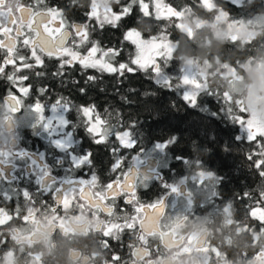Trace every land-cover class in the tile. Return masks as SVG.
Returning <instances> with one entry per match:
<instances>
[{
	"label": "trees",
	"instance_id": "trees-1",
	"mask_svg": "<svg viewBox=\"0 0 264 264\" xmlns=\"http://www.w3.org/2000/svg\"><path fill=\"white\" fill-rule=\"evenodd\" d=\"M47 1L31 0V3L38 8L54 3L64 8L69 21L87 18L93 3V0ZM155 2L111 0L113 9L122 13L117 23L101 28L95 19L90 22L94 24V41L101 48L119 50L120 54L112 61L114 65L130 63L135 56L136 46L125 39L130 30L139 31L144 38L165 37L173 43L171 57L157 62L165 81L157 79L153 69L134 68L133 72L120 75L84 69L78 63L61 68L62 62L54 59L23 68L21 77L32 84L31 97L47 102L60 100L68 105L70 128L76 139L72 152L80 159L90 155L87 163L80 166L82 171L89 170V162L98 168L106 166L112 150L110 141L94 142L86 127L88 118L80 110L91 107L115 132H129L137 148L149 152L160 146L164 168H176L191 175L204 174L205 170L216 173L215 183L207 181V191L212 195L202 202L203 209L201 202H196L194 215L220 209L232 200L238 215L249 221L244 227L259 232L264 228V195L259 192L264 183V137L252 140L242 134L239 118L246 114L241 109L234 111L232 101H227L219 89L206 85L199 90L194 103L186 100L181 87L183 68L174 53L176 41L185 33L181 26L185 10L196 7L199 0H159L162 8L170 10V15L164 16L157 14ZM227 2L233 14L243 15L242 3ZM141 3L147 7L142 8ZM125 8H129L126 15ZM187 34L192 33L187 30ZM70 158L69 154L64 155L65 161ZM201 190L196 188L197 195ZM252 248L256 253L264 252V246L256 239L247 250Z\"/></svg>",
	"mask_w": 264,
	"mask_h": 264
},
{
	"label": "flooded vegetation",
	"instance_id": "flooded-vegetation-1",
	"mask_svg": "<svg viewBox=\"0 0 264 264\" xmlns=\"http://www.w3.org/2000/svg\"><path fill=\"white\" fill-rule=\"evenodd\" d=\"M23 4L32 5L31 0ZM50 8L58 10L62 15L55 20L47 19L43 21V24L55 30L61 27V20H63L64 28L61 31L67 29L70 32H74V29L69 27L70 25H88V42L85 45H79L78 37H70L67 46L71 47L72 39H75L79 45L77 49L81 51L85 46L92 47V42H95L94 24L90 22L92 18L90 15L81 21H69L64 8L54 3L41 8L34 6V11L46 12ZM32 22L35 26L36 20L33 19ZM25 23H27V17ZM24 33L25 36H34V33L30 34L27 27L24 28ZM11 35H15V27ZM58 35L59 33L54 32V39ZM0 40L7 43V38L2 32H0ZM21 40L22 37L17 38V52L26 57L27 63L36 65L35 59L31 57V48H24ZM37 54L41 56L43 63L46 59L62 62L67 58L49 57L46 53L39 51ZM6 56V49H0V67L4 68V72L0 73V225H7L9 222L28 224L34 221L40 212L50 210L55 213L59 221L58 230L67 231V224L64 220L67 211L75 209L78 213L88 210L98 222L111 264H133L137 250L143 253L140 257L141 261H146L148 257L159 253L161 247L158 245L167 231L163 228L144 231L138 222L133 224L132 217L137 215L136 209L143 206V215L147 216L148 213L153 212V209L148 207L149 205L163 201L165 207L161 216L162 220L180 212L193 214V209L197 204V201L193 200L194 193L197 195L196 188L201 187L207 191L208 179L205 174L197 179L196 177L200 174L191 175L176 168L166 169L163 166L160 146H157L154 151L146 152L144 149L137 148L136 141L131 136L132 145L129 146L119 141L116 135L109 136L106 141L102 142L110 141L112 147L106 166L98 168L94 162H89V170L82 171L80 166L87 162H79L82 159L74 155L71 149L73 146L68 151H64L55 145L50 139L51 135L44 131L46 121L41 120V115L34 109L36 104L51 107L57 105L58 102L59 104L64 103L60 100L47 102L31 97L32 84L21 77L24 74L22 72L23 62L18 61L15 65L5 64ZM17 68L19 71H16ZM9 76L13 79L9 80ZM21 89H27V92ZM12 97L19 101L16 111H12L15 104ZM88 108L96 114L93 108ZM65 111L68 130L73 133L69 123L68 106L65 107ZM65 154L70 155V161H65ZM154 157L157 161L152 162L154 167H149L150 159ZM93 175L96 176V183L91 188L87 183L83 185L84 196L77 191L66 208L57 203L61 194L75 186L80 180L91 181ZM126 180L135 185L136 202L133 204L127 203L129 192L123 187ZM117 182L121 186L120 195L115 196L114 199L112 195H108L99 207L90 206V201L86 197L91 196L95 200L96 193L104 194L108 191L107 185L112 184L115 187ZM200 205L203 209L205 203L201 202ZM105 206L113 209L111 215L103 210ZM125 223L133 224V226L116 232L113 225ZM158 231L160 239L155 238ZM6 237V232H0V250L7 249L11 245V241ZM212 252L213 255L219 257V249L214 248ZM20 254L22 257L31 255L29 252ZM239 255L245 259H254L256 264H264V252L256 253L253 248L246 249ZM31 259L35 264H39V257L33 256ZM148 264L151 262L148 261Z\"/></svg>",
	"mask_w": 264,
	"mask_h": 264
},
{
	"label": "clouds",
	"instance_id": "clouds-1",
	"mask_svg": "<svg viewBox=\"0 0 264 264\" xmlns=\"http://www.w3.org/2000/svg\"><path fill=\"white\" fill-rule=\"evenodd\" d=\"M110 3L102 0L105 6ZM240 3L243 15L233 14L227 0H199L196 7L189 6L182 17L185 33L176 41L174 55L190 78L227 93L234 111L242 108L248 121L264 128V0ZM204 174L216 182L214 171ZM259 192L264 195V183ZM210 195L202 189L193 200L203 202ZM64 220L68 230H58L55 213L45 210L28 224L0 225L11 241L0 250V264H35L33 256L39 257V264H111L98 222L88 210L70 209ZM246 223L232 200L204 213L159 217L154 228L167 231L158 245L161 251L141 261L143 253L137 250L133 264H256L239 253L251 247L253 239L264 246V228L254 232L244 227ZM155 238L160 239L159 231ZM214 248L220 250L219 257L213 255ZM21 252L31 255L22 257Z\"/></svg>",
	"mask_w": 264,
	"mask_h": 264
},
{
	"label": "snow or ice",
	"instance_id": "snow-or-ice-1",
	"mask_svg": "<svg viewBox=\"0 0 264 264\" xmlns=\"http://www.w3.org/2000/svg\"><path fill=\"white\" fill-rule=\"evenodd\" d=\"M137 2V0H133V3ZM39 3V0H37ZM103 12L101 13L98 11L100 5H98L95 0L92 3V10L90 13V17H94L99 26L101 28L104 27L105 24H112L115 23L120 19V16L112 13L108 6L103 5ZM142 8H146L147 6L141 3ZM129 12V8H125L123 10V14H127ZM60 13L56 9H48L46 12L34 11L33 5H24L21 3V0H0V32L3 33L4 37L7 38V43L4 40H0V49H6L7 56L4 60L5 64H17V62H23V68H33L34 65L26 62V57L20 55L16 50V43L17 38H21L22 40L21 45L24 48H31V57L35 59L36 65H40L43 63L41 56L37 54V52L46 53L47 56H59V57H67L66 59L62 60L60 65L61 68L64 65H71L74 63H79L84 69L93 68L97 69L100 72H107V73H119L123 75L125 71L131 73L134 71L133 67H130L129 64L120 63L118 67L114 66L112 61L117 57L120 52L116 49H108L104 50L99 46L97 42H92V47L87 50L86 55H81V53L76 50L79 45H85L88 42V25H70V28L74 29V32H70L67 29L61 31L64 28V21L61 20V27L55 30L49 28L46 24H43V19L55 20L58 16H61ZM27 17V23H25V18ZM33 19L36 20L35 26L33 25ZM19 21V23H18ZM12 26V27H10ZM13 27H15V35H11L13 32ZM30 30V34L34 33V36L29 35L25 36L24 28ZM54 32L59 33L58 36L54 39ZM70 37H78L79 38V45L77 44L75 39H72V46H67V43ZM126 40L130 41L134 45H136V54L135 58L130 60L132 65L139 66L140 69L147 70L152 68L156 72L160 71V64L157 63L156 57L162 58H169L171 57V48L172 46L166 42L165 37H160V42H157V38H152L147 43L143 42L139 39V33L134 30H130L127 32ZM97 53H100L99 58H97ZM19 71V68L16 69ZM4 72V68L0 67V73ZM40 73H37L39 75ZM62 74V73H59ZM26 78V77H25ZM9 80H12L13 77L9 76ZM89 79H94V77H89ZM183 82L185 84H190L196 89L202 88L204 85L195 78H190L189 76L185 75L183 78ZM23 92H27V89H21ZM83 91V90H82ZM224 97L227 101L231 102V97L224 93ZM191 99H195V96L189 97ZM12 100L15 101V104L12 107V111H16L19 107V101L15 100V97H12ZM67 104H58L56 107L64 108L67 107ZM35 111L41 114V120H44L43 117V108L40 104L35 105ZM83 116L87 117L88 120L85 122L86 127L89 133L92 135L94 142L102 143L107 140L109 136L115 134L119 141L125 142L126 144L131 143L130 133H117L114 131V128L107 125L105 122L101 121L99 117L96 118V123H91V116L90 113L92 109L90 108H83L82 110ZM243 112V109L241 108ZM240 122H244V118H239ZM49 125L51 122H47ZM61 124L65 123L63 119L60 121ZM104 124L103 127L100 125ZM247 126L250 130V139L254 140L258 135L260 137H264V134H258L252 126L250 121L247 122ZM99 137V139H95ZM90 155H87L84 159V163L87 162V159ZM131 179V178H129ZM88 184L89 188L93 187L96 183V176L93 175L91 181L80 180L75 186L69 188L68 191L61 194L58 199L57 203L62 204L63 207H67L71 202V198L73 194L77 191L80 192L81 196H84V188L83 185ZM79 186V187H78ZM129 192V199L127 203L133 204L135 203V185L129 183V180H126L123 186ZM108 191L104 194L96 193V199L93 200L91 196L86 197L90 201V206L92 207H99L103 200L108 196L112 195L113 199L115 196L121 194V186L119 182H117L116 186L114 187L112 184L107 185ZM149 208L153 209V212L147 216L143 215V206H140L136 209L137 215L132 217L133 224L139 223V226L144 231H151L152 227H154V220L158 219L164 210V203L163 201H159L157 204H151L148 206ZM104 211L111 215L113 213V209L111 207L105 206ZM255 215V212L252 213ZM133 224H117L113 225L116 229V232H119L123 228H130ZM117 259L119 257H116Z\"/></svg>",
	"mask_w": 264,
	"mask_h": 264
},
{
	"label": "rangeland",
	"instance_id": "rangeland-1",
	"mask_svg": "<svg viewBox=\"0 0 264 264\" xmlns=\"http://www.w3.org/2000/svg\"><path fill=\"white\" fill-rule=\"evenodd\" d=\"M116 1V0H114ZM237 3H240V0H233ZM95 2L100 5L98 11H100L101 13L103 12V6H102V0H95ZM205 2H207V0H205ZM211 6V5H209ZM111 10L112 13H115L116 15L120 16L122 15L121 12H118V11H115L112 7V4L110 3L109 6H108ZM155 9L157 11V14L159 16H164V15H170V10L167 9V8H162V6L160 5L159 3V0H156L155 2ZM91 10H92V6H91ZM91 10H90V13H91ZM93 19H95L94 17H92ZM96 20V19H95ZM97 21V20H96ZM117 23V22H116ZM106 25V24H105ZM181 26L183 29H185V25L183 24V22H181ZM190 33H192V30L189 28L187 29ZM136 31V30H134ZM137 33H139V39L142 40L143 42L147 43L148 41H150L152 38L154 37H147V38H144L142 36V34L139 32V31H136ZM155 38H157V42L159 43L160 40H159V36H155ZM235 39V37H234ZM166 42H168L172 48H171V54L174 50V44L171 43L170 41L166 40ZM136 46V45H135ZM90 47H83L82 51L78 48L76 50H78L81 55H86L87 54V50L89 49ZM135 50H136V47H135ZM106 51V50H105ZM135 54H136V51H135ZM100 56V53H97V58H99ZM135 58V56H134ZM133 58V59H134ZM162 58V57H156V61L158 62V60ZM125 64H129L130 67H133V68H139V66L137 65H132L131 63H126ZM114 65V64H113ZM119 65V64H118ZM118 65H114L116 67H118ZM149 69H152V68H149ZM154 71V74H155V77L159 80H162V81H165V78L161 76V73L160 71L159 72H156L155 70ZM187 75L189 76L188 73L185 72V70L183 69V72H182V91H183V94H184V97L186 98V100H189L191 101L192 103H194L195 99H196V96L199 92V90L201 89H196L194 88L192 85L190 84H185L183 82V78L184 76ZM194 78V76H193ZM206 85L203 86V89H205ZM195 96V99H191L189 97L191 96ZM43 108V117H44V120L46 121V126H45V130L46 132H48L51 137L50 139L54 142L55 145H57L59 148L63 149L64 151H68L72 146H75V143H76V139L74 137V134L72 132H70L68 130V127H67V119H66V115H65V107L64 108H60V107H56V105L54 106H42ZM39 115H41L40 113H38ZM246 114V113H245ZM90 116H91V123H96V118L99 117L97 114H95L93 111H91L90 113ZM244 118V122L242 123L241 122V131H242V134L250 139V130L247 126V122H248V119H247V114L246 116L242 117ZM61 119H63L65 121V123L61 124L60 121ZM101 120V119H100ZM51 122V124L49 125L47 122ZM102 121V120H101ZM101 127H103V125L101 124L100 125ZM253 129L258 133V134H264V128H258L256 127L255 125H253ZM259 136V135H258ZM126 144V143H125ZM126 145H129V144H126ZM130 145H132V143H130ZM129 145V146H130ZM162 149H160L161 151ZM157 155V154H156ZM84 159L80 160L79 162L80 163H84L83 162ZM203 175L200 174L198 175L196 178L199 179L201 178ZM195 178V179H196Z\"/></svg>",
	"mask_w": 264,
	"mask_h": 264
},
{
	"label": "water",
	"instance_id": "water-1",
	"mask_svg": "<svg viewBox=\"0 0 264 264\" xmlns=\"http://www.w3.org/2000/svg\"><path fill=\"white\" fill-rule=\"evenodd\" d=\"M46 20H47V19H43V21H46ZM154 161H155V162L157 161V158H156V157L150 159V163H151V164L149 165V167H154V165L152 164V162H154ZM150 214H151V213H150ZM147 215H149V213H148ZM161 216H162V215H161ZM161 216H160V217H161ZM152 229H155V228L152 227Z\"/></svg>",
	"mask_w": 264,
	"mask_h": 264
}]
</instances>
